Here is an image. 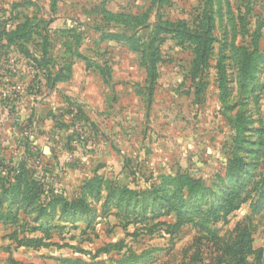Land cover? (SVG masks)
<instances>
[{
	"label": "rangeland",
	"instance_id": "374dc122",
	"mask_svg": "<svg viewBox=\"0 0 264 264\" xmlns=\"http://www.w3.org/2000/svg\"><path fill=\"white\" fill-rule=\"evenodd\" d=\"M0 24H25L0 34V93L23 87L0 105V160L32 155L88 205L38 250L8 238L32 237V212L0 223V264H264V0H0ZM183 174L200 188L180 219L161 197Z\"/></svg>",
	"mask_w": 264,
	"mask_h": 264
},
{
	"label": "trees",
	"instance_id": "16d2710c",
	"mask_svg": "<svg viewBox=\"0 0 264 264\" xmlns=\"http://www.w3.org/2000/svg\"><path fill=\"white\" fill-rule=\"evenodd\" d=\"M24 26L25 24L22 26H16L17 28L11 27L10 30L7 29L9 31H5V27H2L3 29H1L0 24V34L3 37H6L7 44H9L12 43L13 37L17 36L19 34V30H21ZM24 54L26 55L25 57L29 59V53ZM28 62L30 70H32L34 73L36 72L37 74L38 67L40 65L37 64V62L33 59H29ZM34 83V87L30 88L29 94L31 95L37 94L39 91H41V88H46L45 83L42 84L39 80ZM7 85L13 84L6 83L2 85L3 89L0 93V105H4L6 103L14 104L18 101V96H4V89ZM77 112L80 113V111L76 110V114ZM84 120L86 121L87 119L84 118ZM25 156L26 158L21 157L19 161L11 160L7 162L3 161L2 159L0 160V174H3V177L1 178L3 181L0 182V186H6L3 191V194L5 195L3 200L5 202H13L12 209L4 212L1 210V199L0 223L19 226L21 224L18 217L19 212L21 210L27 211L26 213L29 211L32 212L34 214V217L31 219L33 224H38L39 222L40 224H34L35 226L29 227L27 230L26 225L21 227L25 228L24 230H26V233L29 235L31 234L32 237L25 236L24 232H21L22 238H20L19 232L14 230L11 235L8 236V238L9 240L14 241L17 247L38 250L42 247L53 245L52 243L45 241L50 239L49 235L54 228L48 224L49 220L51 221L58 212L65 218L71 217L73 213L87 212L88 205L81 199L76 201H67L59 192L54 191V187L50 182L45 180L43 177H34V169L31 168L34 166H30L32 169V171H30L31 169L29 170L25 165L27 161L31 160L32 155L30 156L29 154L25 153ZM38 162L40 164V161ZM165 180L171 184L170 186H172L171 188H173V191L170 193V195H163L161 199H163L166 203H172L171 212H174L178 218L182 219L184 214L187 213L182 211L180 205H178V202L183 197L184 191H186L188 194H192L199 190V182L187 174L179 175L174 178H167ZM94 183H97V181L86 182L85 190L90 189ZM161 192H166V189H161ZM9 196H12L11 199H9ZM215 212L216 211L211 210L208 214L209 216L214 217ZM35 233H38L37 236ZM126 262L127 261L123 263L125 264ZM69 263L80 264L79 261H70ZM238 264H242L241 259L238 261Z\"/></svg>",
	"mask_w": 264,
	"mask_h": 264
},
{
	"label": "built area",
	"instance_id": "2783aa9c",
	"mask_svg": "<svg viewBox=\"0 0 264 264\" xmlns=\"http://www.w3.org/2000/svg\"><path fill=\"white\" fill-rule=\"evenodd\" d=\"M22 85L21 84H13V85H7L4 89V96H9V97H12V96H18L19 94L22 93ZM17 102H15L16 104ZM8 104H4L2 105V108L6 107ZM13 106V104H10ZM13 122H19L18 119H13ZM24 135H27V131H24L23 133ZM38 162V161H37Z\"/></svg>",
	"mask_w": 264,
	"mask_h": 264
}]
</instances>
